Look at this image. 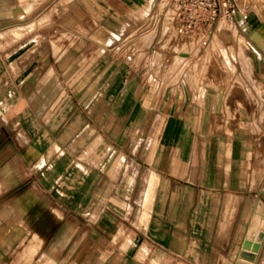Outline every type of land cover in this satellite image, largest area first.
<instances>
[{"label": "rangeland", "instance_id": "obj_1", "mask_svg": "<svg viewBox=\"0 0 264 264\" xmlns=\"http://www.w3.org/2000/svg\"><path fill=\"white\" fill-rule=\"evenodd\" d=\"M31 1L34 11L46 2L19 3L30 8ZM51 3L54 8L80 10L87 22L83 31L89 30L88 23L96 17L102 18L100 24L105 26L109 16L102 13L122 9L132 27L140 23L144 29L122 37L119 33L125 13L115 16L119 31L114 32V43L130 46L123 49L119 44L106 50L90 48L79 34L69 37L52 29L36 36L38 29L51 24L55 17L43 22L40 16L32 15L2 25L0 177L3 184H9L15 172L19 180L31 169L32 176L26 182L49 187V222H41V218L26 222L33 221L41 209L17 210L15 202L10 204L12 193H3L0 264H122L125 258L130 264H241L249 226L246 221L237 237L242 212L247 204L251 213L258 204L264 206V0H230L243 14L220 17L211 26L190 33L181 30L180 21L173 15L172 0ZM64 19L68 17L60 22ZM166 25H170V34L174 30L181 34L179 39L171 35L167 47L162 48L160 36ZM156 26L154 49L162 54L160 60L166 65L176 55L174 41L184 40L194 46L167 72L173 73L174 80L146 79L145 95L128 103L122 90L117 93L120 83L104 78L107 59L119 62L114 64V71H121L122 56L134 54L131 43ZM33 36L34 43H27ZM240 37L244 45L239 43ZM98 43H110L106 33L99 32ZM251 43L261 47L255 48L254 56L250 54ZM50 47L54 54L62 51L55 66L65 70L66 79L59 82L67 89L80 83L76 96L47 95L53 91L52 82H58L52 79L57 74L53 59L48 58ZM242 51L249 57L259 92L244 72L239 58ZM151 54H146L149 60ZM222 58L232 69L222 68ZM135 61H130L131 71L137 67ZM160 65L154 67L148 61L143 67L147 74L157 72L164 77ZM194 65L199 68L191 81L187 72ZM101 72L102 78L97 80L95 76ZM43 75L50 80L41 78ZM160 84L166 90L156 100L155 88ZM208 87L224 90V102L217 110L200 111L197 103ZM171 88L176 89L172 96ZM29 89L35 95H26ZM191 89L195 95L187 98L185 94ZM238 92L241 95H234ZM27 102L31 111H16ZM64 103L67 111L62 113V122L52 125L58 107ZM42 106L49 109L42 111ZM127 167L130 174L125 176ZM186 186L193 187L192 199L187 197L182 204L173 202L174 191ZM202 190L210 192L216 202L207 209L206 223L201 226L193 219ZM234 194L242 199L231 229L217 235L222 202ZM246 264H264V236Z\"/></svg>", "mask_w": 264, "mask_h": 264}, {"label": "crops", "instance_id": "obj_2", "mask_svg": "<svg viewBox=\"0 0 264 264\" xmlns=\"http://www.w3.org/2000/svg\"><path fill=\"white\" fill-rule=\"evenodd\" d=\"M112 10V9H111ZM126 11L124 9H122L121 11H119V13H109L108 11L106 13H102L103 17H107L109 16V18H106L105 21V26L101 25L100 23H102V18H93L92 20H90V22L88 23V27L89 30L88 31H83V27L85 28L87 26V22L85 23V19H83L81 16L83 15L81 13L80 10L72 8V9H64L62 7H56L54 8L52 6L51 0H46V2L40 7L38 8L36 11H34V3L31 1V5L30 8H25L22 7L19 3V0H0V31H2V25L8 24L9 23H13L16 19H19L21 17L28 18L32 15H37L40 16L43 20V22L49 21L50 18L55 17V20L48 25H44L42 29H38V33L36 36L42 35L44 36V33H46L47 31H51L53 29V33H65L67 34L69 37H74L76 34L80 35V39L84 40L85 43H90V48H104L106 50L111 49L113 50L115 47L119 46L125 49L127 47H129L130 43H114V32H117L119 30H117L115 28V16L121 14L122 16L124 15ZM87 15V14H84ZM174 17L175 16V12H174ZM67 16V19H64L65 22L67 20V24L65 22H60L63 17ZM16 17V18H15ZM23 19V20H24ZM174 20V19H173ZM26 21V20H24ZM223 24L221 23L220 26H222ZM100 26V27H99ZM230 27V25H229ZM164 28V27H163ZM141 26L140 23L132 25L130 24V20L128 18V14L125 13V19H122V26L120 29V33L119 35H121L122 37H124V35H128L130 33V31H133L128 37L133 36L134 34H136V32L139 30L140 31ZM144 29V28H143ZM141 29V31L143 30ZM155 30L153 38L151 40V42L149 44H140V43H131L134 44V54H128V55H123L121 60H120V64L122 65V70L119 72H115L114 69V64H117L119 62H115L114 59H112V57H110L111 59H107L106 65L107 67L105 68V72L103 73L104 78L108 79V80H112V81H118V83H120L119 85H117V93L118 90H122V93L126 94V100L128 103H135L137 99H141V97H143L145 95V80L146 79H152L154 81H159L161 82L162 79H167V80H174L176 77H172L173 73H166V75L163 77L161 74L157 73V72H152V73H146L144 71V67L143 65L145 63H147L148 61H151L152 64L153 63V59L156 55V53L158 51H156L155 48V44L154 41L157 38V26L156 28H153ZM170 29V27H169ZM232 30V34L235 36V29L231 28ZM55 31V32H54ZM99 32H101V34L106 33V36L109 38V42L110 43H98V37H99ZM145 32V31H143ZM147 32V31H146ZM163 29L161 31V35H162ZM111 33V35H110ZM31 35H34V29L33 32L31 33ZM53 35V34H52ZM27 37H31L30 34ZM161 37V36H160ZM173 37V36H172ZM176 39V37H175ZM179 39V38H177ZM239 43L241 45H244L245 40L243 38H239ZM182 41V40H180ZM179 40H176V42L174 41L172 44V48L174 50V52L176 53V49L175 47L177 46V43L180 42ZM27 43H34V36L31 40H29V42ZM169 43V42H168ZM168 43H166V45H162V43H160V46L163 47H167ZM259 43H251V47L253 49V51H250V54L252 56H254V51L256 52L255 48H261L258 45ZM99 45V46H98ZM194 45H191V48ZM260 46H262L260 44ZM190 48V49H191ZM48 58L49 59H53L52 62V66L55 69V77H53L52 79L58 81L57 83L55 81L52 82L53 87L51 92H48L47 95H53V96H60V95H72V96H76L79 92H76V88H79L80 83L78 85H76V87H74V89L65 87V83L62 84L61 80H65L66 79V74H65V70L63 69H57L55 65L59 64V59L60 57H62V51L57 52V53H53L52 48L50 47L48 49ZM152 52V56L150 57V60L146 57L147 53ZM174 55V54H173ZM168 60V63L171 62L172 57ZM186 55V54H185ZM114 56V55H112ZM187 57V55L185 56ZM33 59L35 58L34 56L32 57ZM74 58V57H73ZM239 58L241 60V64L243 65V69L245 74L248 76V78H250L253 82H254V78L252 76V66L249 60L248 55L242 51L241 54L239 55ZM247 60L248 63V72L246 71L247 67L245 65V59ZM131 60H136L135 62L137 63V67L134 70H130V61ZM97 62V61H96ZM228 62L227 60H225L224 58L221 59V64H222V68L224 70H229L232 69V66L229 63V69H226V67L224 66L226 63ZM119 65V64H117ZM171 71V70H170ZM102 72L100 73V75H96L95 77L97 78V80L101 79L102 77ZM45 75H43L41 78H44ZM45 79L48 81L50 80V77H45ZM255 83L256 88L258 89V92L260 91V88L257 86V83ZM135 87L133 88L132 86ZM30 91L26 92V95H35V93L32 91V89H29ZM166 89H162V84H160V87L158 88V86L155 88V93L154 96L156 97L155 99L157 100L161 95L164 94ZM176 89L171 88L169 90L170 95L172 96L174 93H172V91ZM196 91L198 92V88L196 89ZM200 92V91H199ZM17 95L22 96L23 93H17ZM195 95V92L191 89L189 91H187V93L185 94V96L188 97H193ZM199 95V93H198ZM201 95L203 96V98L201 99L202 101L200 103H197V106H201L199 107L200 111H214L219 109L218 107L222 106L224 99L222 96L225 95V91L223 90H215L213 88H205L204 91H202ZM234 95H241L240 92L238 93H234ZM155 100V101H156ZM140 102V101H139ZM142 102V101H141ZM140 102V103H141ZM159 102H161L159 100ZM188 99H186V104L188 103ZM193 102V101H192ZM49 106H45L41 108L42 111H47L49 108ZM17 109V108H16ZM74 110V112H76V105L73 106L72 108ZM70 109V112L71 110ZM16 111H31V108L29 106V103H25L24 108H19ZM67 111L65 103L62 104L60 107H58L57 109V115H54L53 118V123L52 125H57L58 123L62 122L63 118H64V114ZM262 112H264V108H261V118H264V113L262 114ZM64 113V114H62ZM76 119V118H75ZM78 119V117H77ZM54 122H56L57 124H54ZM64 141H60L59 143H63ZM66 143V142H65ZM259 158V157H258ZM26 170V169H25ZM262 170H264V164L262 167ZM31 169L29 172L27 173H21L22 178L21 179H17L16 175L17 173L15 172L13 176H15L13 178L12 183L9 184H3L2 183V179L0 177V196L3 193L6 192H10L12 193L11 195V203L13 202L16 203V207L17 210L18 208H25L24 210H29V209H41V211L38 213V215L35 217V219L33 221H26L29 223H34L36 220H39L41 218V222H49L48 220V213H47V209L49 208V200H46L47 196V192L49 191V187L45 186L44 183L41 185H34L33 183H27L26 181L30 179V177L32 176L31 173ZM129 169L127 167V169L125 170L124 175H129ZM134 176H137V174L135 173ZM6 180V179H5ZM4 180V182H5ZM11 181V180H9ZM131 189L128 187L127 191H130ZM133 190V189H132ZM112 191V189L110 190ZM38 195H37V194ZM193 196V187L191 186H186L184 188H177L174 193H173V202L177 203V204H182L185 199L188 197L189 199H192ZM215 197H217V194L215 195ZM241 195L239 194H234V195H230L227 196L221 205V214H220V218L219 221L217 223L216 226V233L217 235L228 231L231 229V224L234 218V215L237 211V209L239 208L240 204H241ZM215 199L211 198L210 196V192L202 190L200 195H199V204H198V208L194 213V219L193 222L194 223H198L199 225H204L206 223V211L208 208H210L211 206H215ZM24 203V205H23ZM41 203V208L39 206V204ZM13 206V204L11 205ZM16 209V208H15ZM264 211V209H263ZM1 213V211H0ZM46 214V215H45ZM45 215V216H44ZM253 213L250 212L249 210V206L248 204L246 205L244 211L242 212V217H241V221H240V225H239V229H238V233H237V237H239V235L241 234V231L243 229V224L248 221L250 222L251 217H252ZM263 217V216H262ZM45 218H47V220H44ZM263 219V218H262ZM260 223H262V220L260 221ZM247 231V230H246ZM246 234V233H245ZM264 236V235H263ZM263 238V237H262ZM45 239H47V237H45ZM127 256V255H126ZM128 258H125V260L122 261V264H130L128 262ZM139 264V263H138ZM144 264V263H142Z\"/></svg>", "mask_w": 264, "mask_h": 264}, {"label": "bare ground", "instance_id": "obj_3", "mask_svg": "<svg viewBox=\"0 0 264 264\" xmlns=\"http://www.w3.org/2000/svg\"><path fill=\"white\" fill-rule=\"evenodd\" d=\"M170 12L171 11H168L166 14L169 15ZM224 23L225 22L223 21L222 24H224ZM229 25H230L229 23L226 24V26H228V27H229ZM169 27H170V25H166L163 28V32H162V35L160 37V43H162V45H166V43L169 42L171 35L176 37V39L180 37L181 33L179 34V32L178 31L175 32V30H174V32H172V34H170ZM154 32H155L154 29H151V30H149L147 32H144L143 34H141L138 37V39L136 40L135 43L149 44L151 42L152 38H153ZM182 37H184V36L182 35ZM191 45H192V43H188L187 41H184V40H182L179 43H177V46L175 47L176 55H173L171 62L169 64H167V65L165 63H163V61L160 60V57H162L161 56L162 54L160 52H157L155 57H154V59H153L154 67H158L160 65V63H161L160 69L163 72H167V71H170V70L174 69V66L175 67L177 66L175 64H177L179 62H182L184 60V58H186L185 54L188 53V51L191 48ZM244 61H245V65L247 67L246 71L248 72L249 70H248L247 60L245 59ZM224 64H225L224 66L226 67V69H229V66H230L229 63L226 62ZM198 68L199 67L197 65H194V66H191L188 69L187 77L191 81H194L195 74L198 71ZM263 113L264 112H262V114ZM263 209H264V206L262 204H258L257 209L253 212V215L251 217V220L249 222V226H248L246 234H245L246 242H247L248 247L244 251V255H243L244 256V260H242L241 264H246V259L249 260V259H251L253 257L255 249L259 245V243H260V241H261V239H262V237L264 235V216H263L264 215L263 214L264 211H263ZM56 210H58V209H56ZM261 220H262V223H260ZM34 242H36V241H34ZM34 246H35V244H34Z\"/></svg>", "mask_w": 264, "mask_h": 264}, {"label": "built area", "instance_id": "obj_4", "mask_svg": "<svg viewBox=\"0 0 264 264\" xmlns=\"http://www.w3.org/2000/svg\"><path fill=\"white\" fill-rule=\"evenodd\" d=\"M181 30L190 33L201 26H211L220 17L243 14L230 0H172Z\"/></svg>", "mask_w": 264, "mask_h": 264}]
</instances>
